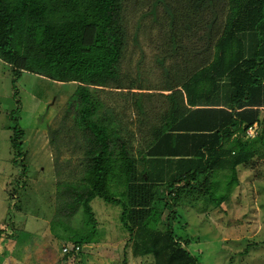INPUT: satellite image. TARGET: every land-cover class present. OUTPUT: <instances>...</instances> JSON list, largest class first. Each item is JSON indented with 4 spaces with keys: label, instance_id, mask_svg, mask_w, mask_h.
I'll use <instances>...</instances> for the list:
<instances>
[{
    "label": "trees",
    "instance_id": "trees-1",
    "mask_svg": "<svg viewBox=\"0 0 264 264\" xmlns=\"http://www.w3.org/2000/svg\"><path fill=\"white\" fill-rule=\"evenodd\" d=\"M259 5V0H176V34L170 35L169 42L183 65L177 67L176 81H167L166 87V91L176 89L167 96L170 104L176 96V106L162 114L168 123L149 129L147 149L134 152L112 110L98 112L104 103L92 95L93 89L124 88L121 61L128 31L123 0H0V59L12 67L14 75L30 72L78 86L70 105L86 144L85 187L80 199L66 206L69 217L82 208L92 228L75 244L72 255L92 243L98 233L91 202L99 198L121 206L123 226L131 236L141 237L134 242L135 255L154 254L164 264H197L174 237L170 224L164 233L157 230L161 214L156 188L163 184L164 172L160 150L164 142L174 146L170 155L176 156V163L165 159L166 166L176 168L171 182L191 192L201 178L208 189V175L219 166L236 174L239 166L255 157V145H264V114L260 111L264 83L258 79L261 74L247 77L244 69L249 61L242 48L244 32L253 24L252 10ZM169 10L172 27L175 16ZM192 37L197 40L189 51L186 44ZM226 79L229 82L223 85ZM228 88L229 97L225 94L221 100L218 91L228 92ZM173 115L176 135L171 127ZM256 122L258 137L246 139L247 128ZM14 130L15 163L20 164L24 132L18 126ZM175 137L176 147L172 144ZM110 184L124 190L113 196ZM136 228L139 234H134Z\"/></svg>",
    "mask_w": 264,
    "mask_h": 264
},
{
    "label": "rangeland",
    "instance_id": "rangeland-1",
    "mask_svg": "<svg viewBox=\"0 0 264 264\" xmlns=\"http://www.w3.org/2000/svg\"><path fill=\"white\" fill-rule=\"evenodd\" d=\"M123 7L128 31L121 61L124 88L93 89L92 95L104 103L98 112L112 110L130 149L137 152L147 149V115L159 118L167 108L168 101L154 93L165 91L167 81H176L183 62L169 42L176 34V0H123ZM169 9L175 16L172 27ZM196 40H188L186 49L192 50ZM77 87L30 72L16 76L0 59V264H10V247L17 256L38 251L36 264H58L51 249L65 247L69 264H164L154 254L135 255L134 242L141 237L131 236L123 226L121 206L99 198L91 205L102 245L86 244L71 254L92 228L82 208L69 217L66 206L80 199L85 187L86 144L70 105ZM16 126L24 132L20 164L11 142ZM255 149V157L236 174L219 166L208 175V189L201 178L191 192L176 188L171 182L174 169L163 163V184L156 188L161 214L157 230L164 233L170 224L197 264H264V145L258 143ZM108 190L118 196L124 189L110 184ZM170 193L177 196L169 198ZM140 231L136 228L134 234ZM18 260L16 264L23 263Z\"/></svg>",
    "mask_w": 264,
    "mask_h": 264
},
{
    "label": "crops",
    "instance_id": "crops-1",
    "mask_svg": "<svg viewBox=\"0 0 264 264\" xmlns=\"http://www.w3.org/2000/svg\"><path fill=\"white\" fill-rule=\"evenodd\" d=\"M259 7H255L252 10V14H253V24L250 28V30H246L244 32V42H243V52H244V59L247 63L246 67H245V73L247 75V77H251L254 74L258 73L261 74V77H259L258 79H261V82L264 83V0H259ZM239 28V27H238ZM241 52V43H239V46L237 47V55H240ZM190 63H192V61H190ZM229 81L228 79H226V81H224L222 84L225 85L227 84ZM229 85V84H228ZM176 89H174L173 91H160V93H154L153 95L155 97H160V98H165L168 102L167 104V108L166 110H169V107L172 106V108H174L176 106V96L173 95V100L171 101V104L169 102V100L167 99V96L171 95V93L175 92ZM218 92H220V99L223 100L225 99V94H227V98L230 95V88H228V92H226L225 90H219ZM152 96V95H150ZM221 105H223L222 107H224L223 103H220ZM260 111L262 114H264V107H260ZM158 112V110H157ZM148 117V125L150 126V129L152 127L157 128L160 127L166 123H168L169 118L167 119H162L161 115L159 116V118L157 117L156 119H153L155 117H152V113L150 115H147ZM172 129H173V133L174 135H176V119L175 116L173 115L172 118ZM13 139V135L11 136V142ZM163 144V150H160L161 154L164 156V163L167 164V161L165 159L168 160H172L174 163H176V156H172L170 155V153H172L173 151H170V149H173V147L170 148V144L167 142L162 143ZM172 144H175L176 147V137L173 139ZM13 145V144H12ZM14 149V147H13ZM163 151V153H162ZM176 153V152H175ZM169 155V156H166ZM176 155V154H173ZM13 160V159H12ZM175 165V164H174ZM167 168H169V166L167 165ZM174 169L176 170L175 166ZM93 208V207H92ZM99 225V223H98ZM100 226H98V233L97 235L93 238V242L90 244H87L90 246H95L96 248L100 245H102V239L100 238L101 236V229L99 230ZM33 234V232H32ZM86 246V245H85ZM41 246H40V250H41ZM43 249V248H42ZM10 250H12L14 253L11 255V259L9 262L10 264H16L19 260L18 257H20L22 260L20 262H23L21 264H36L34 261V258L37 257L38 255V251L35 252V254L33 255V252H30L28 250V252H23L17 256V251L16 249H13L12 247H10ZM24 250H27L26 247L24 248ZM39 250V251H40ZM82 250V248H81ZM34 251V248H33ZM65 254V255H63ZM66 254L64 253L63 249L60 250L59 248L56 249H51V257L55 258L56 260H58V264H62L64 262V264H69L68 262V258H66ZM26 261V262H24Z\"/></svg>",
    "mask_w": 264,
    "mask_h": 264
},
{
    "label": "built area",
    "instance_id": "built-area-1",
    "mask_svg": "<svg viewBox=\"0 0 264 264\" xmlns=\"http://www.w3.org/2000/svg\"><path fill=\"white\" fill-rule=\"evenodd\" d=\"M260 132V125L256 122L253 125H250L245 133V138L249 140H254L258 137ZM77 250L79 248H76ZM68 248H64V253H68Z\"/></svg>",
    "mask_w": 264,
    "mask_h": 264
}]
</instances>
